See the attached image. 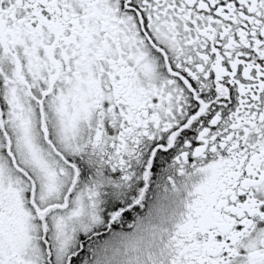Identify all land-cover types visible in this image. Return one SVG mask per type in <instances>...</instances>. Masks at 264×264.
I'll return each instance as SVG.
<instances>
[{
    "label": "snow or ice",
    "instance_id": "1",
    "mask_svg": "<svg viewBox=\"0 0 264 264\" xmlns=\"http://www.w3.org/2000/svg\"><path fill=\"white\" fill-rule=\"evenodd\" d=\"M0 264H264V0H0Z\"/></svg>",
    "mask_w": 264,
    "mask_h": 264
}]
</instances>
